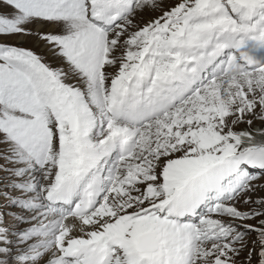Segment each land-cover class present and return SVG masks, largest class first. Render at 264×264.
Wrapping results in <instances>:
<instances>
[{"label": "snow or ice", "instance_id": "snow-or-ice-1", "mask_svg": "<svg viewBox=\"0 0 264 264\" xmlns=\"http://www.w3.org/2000/svg\"><path fill=\"white\" fill-rule=\"evenodd\" d=\"M0 264H264V0H0Z\"/></svg>", "mask_w": 264, "mask_h": 264}, {"label": "rangeland", "instance_id": "rangeland-1", "mask_svg": "<svg viewBox=\"0 0 264 264\" xmlns=\"http://www.w3.org/2000/svg\"><path fill=\"white\" fill-rule=\"evenodd\" d=\"M17 39H19V38H17ZM22 43H24V44H31V43H33V41H31L30 39H28V38H25L23 41H22Z\"/></svg>", "mask_w": 264, "mask_h": 264}]
</instances>
